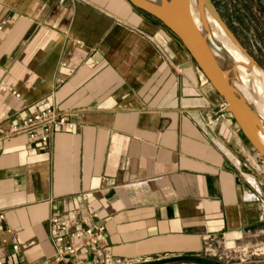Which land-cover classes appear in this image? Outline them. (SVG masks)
I'll use <instances>...</instances> for the list:
<instances>
[{"label": "crops", "instance_id": "1", "mask_svg": "<svg viewBox=\"0 0 264 264\" xmlns=\"http://www.w3.org/2000/svg\"><path fill=\"white\" fill-rule=\"evenodd\" d=\"M1 24L0 83L25 101L0 89V126L46 99L76 124L48 152L25 134L0 145L6 264H52L50 217L84 194L100 247L129 264L264 245L255 147L163 22L130 0H0Z\"/></svg>", "mask_w": 264, "mask_h": 264}, {"label": "built area", "instance_id": "2", "mask_svg": "<svg viewBox=\"0 0 264 264\" xmlns=\"http://www.w3.org/2000/svg\"><path fill=\"white\" fill-rule=\"evenodd\" d=\"M3 29V24H1L0 33ZM0 89L7 91L20 103L25 101L22 94L5 81L0 83ZM47 103L46 99L34 107L35 112L32 114L17 120L11 119L4 128L0 126V145L10 138L25 134L31 143L40 142L48 152L51 138L55 134L61 133V131L72 132L76 124L69 118L68 113L59 111L55 106ZM40 106H44V108H40ZM5 117H9L6 112L0 115V124ZM261 167L264 168V162L262 166L255 168L261 171ZM104 180L105 184L110 183L108 178ZM88 200L89 195L84 194L81 206L64 213H54L50 217V238L55 249V256L51 263L65 264L80 260L81 250L87 248L85 254L89 260L87 264H129L123 259L105 252L100 247L105 224L101 220L99 211L90 206ZM1 217L3 218V215ZM9 240L11 250L20 254L21 244L17 236L12 234ZM8 253V250L0 251V264H6L5 259L8 257Z\"/></svg>", "mask_w": 264, "mask_h": 264}, {"label": "water", "instance_id": "3", "mask_svg": "<svg viewBox=\"0 0 264 264\" xmlns=\"http://www.w3.org/2000/svg\"><path fill=\"white\" fill-rule=\"evenodd\" d=\"M130 1L137 8L159 19L179 37L184 47L188 49L195 62L198 63L200 69H202L206 77H208L215 90L219 91L222 95L228 112L236 119L242 132L247 136L252 146L255 147L264 158V135L254 126L255 122L260 123V119L249 105L246 104L237 90H235L231 83V78L218 62L211 46V39L208 35L203 33L193 19L190 0H171L167 6L155 3L151 0ZM203 2L205 6H207L212 17L219 22L227 34L232 36L236 46L251 57L246 48H244L236 36L232 34L225 21L222 20L218 10L211 3V0H203ZM193 258H167L165 260H155L139 264H165L176 262L181 259L193 260Z\"/></svg>", "mask_w": 264, "mask_h": 264}, {"label": "rangeland", "instance_id": "4", "mask_svg": "<svg viewBox=\"0 0 264 264\" xmlns=\"http://www.w3.org/2000/svg\"><path fill=\"white\" fill-rule=\"evenodd\" d=\"M211 3L232 34L264 70V0H211ZM259 93L258 100L264 105V90L260 89ZM253 150L257 157L256 165L262 166L263 156ZM252 166L255 167L254 164ZM260 173L264 176V168L261 167ZM207 247L209 249L197 256L200 262L195 259L192 262L179 260L165 264H264V245L242 250L238 247L225 249L219 243H210Z\"/></svg>", "mask_w": 264, "mask_h": 264}, {"label": "bare ground", "instance_id": "5", "mask_svg": "<svg viewBox=\"0 0 264 264\" xmlns=\"http://www.w3.org/2000/svg\"><path fill=\"white\" fill-rule=\"evenodd\" d=\"M151 1L167 6L171 0ZM190 7L194 21L211 39L214 54L231 78L233 87L246 104L257 113L260 123L255 122L254 126L264 135V105L260 104L257 97L259 90H264V70L236 46L232 36L227 34L219 22L212 17L203 0H190Z\"/></svg>", "mask_w": 264, "mask_h": 264}]
</instances>
